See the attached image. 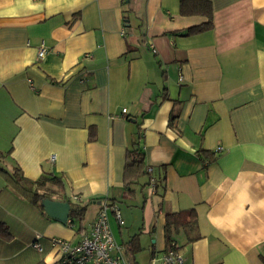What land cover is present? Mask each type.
I'll return each mask as SVG.
<instances>
[{
  "label": "crops",
  "instance_id": "0c3cea01",
  "mask_svg": "<svg viewBox=\"0 0 264 264\" xmlns=\"http://www.w3.org/2000/svg\"><path fill=\"white\" fill-rule=\"evenodd\" d=\"M179 1L0 0V164L87 204L77 232L0 173V264H60L49 241L77 244L102 199L132 264H158L166 214L186 210L184 264H263L264 0H205L213 27L193 36L177 32L206 19ZM134 144L143 163L127 172Z\"/></svg>",
  "mask_w": 264,
  "mask_h": 264
},
{
  "label": "trees",
  "instance_id": "16d2710c",
  "mask_svg": "<svg viewBox=\"0 0 264 264\" xmlns=\"http://www.w3.org/2000/svg\"><path fill=\"white\" fill-rule=\"evenodd\" d=\"M179 12L182 16H202L206 20L197 26L189 27L183 31L177 32L180 36H193L207 31L213 27L211 8L208 1L205 0H180ZM93 137L90 135V140ZM9 157V152H0V163ZM143 153L137 145H133L132 149L127 152L125 169L127 172H137L143 163ZM0 173L3 174L8 183L15 186L20 193L29 199V202L44 211L41 202L44 200L52 201L54 195L61 193L64 186L60 178L55 176L42 175L38 180L31 181L23 177L20 169L17 166L13 167L12 172H7L0 164ZM61 203L70 205L68 224L81 231V222L86 211L87 204L79 202H71L70 200H62ZM45 213V212H44ZM55 220V219H54ZM196 213L193 210L181 211L175 214H166L164 235L169 247L173 242V235L182 231H191L196 227ZM177 251V249L175 248ZM264 264V257H261Z\"/></svg>",
  "mask_w": 264,
  "mask_h": 264
},
{
  "label": "built area",
  "instance_id": "2783aa9c",
  "mask_svg": "<svg viewBox=\"0 0 264 264\" xmlns=\"http://www.w3.org/2000/svg\"><path fill=\"white\" fill-rule=\"evenodd\" d=\"M47 52L46 47L41 44L38 49L37 57L43 59ZM125 113V110L122 111ZM217 152L222 150L218 147ZM151 173V168L147 169ZM149 185L154 189L155 181L150 179ZM111 208L106 200L99 202L98 213L91 224L89 230L80 236L77 244L70 243L61 239H51L49 245L56 251L58 262L60 264H132L121 254V247L116 244L108 223V212ZM119 225L123 222L116 209H112ZM40 237L36 236L30 247L37 252H42V246L39 243ZM175 245L171 243L167 250L159 259L158 264H184L183 259L176 253Z\"/></svg>",
  "mask_w": 264,
  "mask_h": 264
},
{
  "label": "water",
  "instance_id": "95a60500",
  "mask_svg": "<svg viewBox=\"0 0 264 264\" xmlns=\"http://www.w3.org/2000/svg\"><path fill=\"white\" fill-rule=\"evenodd\" d=\"M41 206L48 217L55 219L61 224L68 223V216L70 205L68 203L55 202L50 200H44L41 202Z\"/></svg>",
  "mask_w": 264,
  "mask_h": 264
},
{
  "label": "rangeland",
  "instance_id": "374dc122",
  "mask_svg": "<svg viewBox=\"0 0 264 264\" xmlns=\"http://www.w3.org/2000/svg\"><path fill=\"white\" fill-rule=\"evenodd\" d=\"M2 153V152H1ZM55 196V195H54ZM55 197H53L52 201H54Z\"/></svg>",
  "mask_w": 264,
  "mask_h": 264
}]
</instances>
